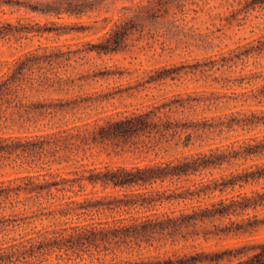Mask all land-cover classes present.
<instances>
[{"label":"trees","instance_id":"trees-1","mask_svg":"<svg viewBox=\"0 0 264 264\" xmlns=\"http://www.w3.org/2000/svg\"><path fill=\"white\" fill-rule=\"evenodd\" d=\"M108 2L50 0L41 6H20L58 18H82L100 5L108 8ZM141 2L118 9L112 25L106 18L100 27L106 31L98 43L85 41L82 48L44 55L29 51L0 61V126L25 129L43 120L86 116L77 118L80 125L51 133L0 134V165L27 171L0 179V264H46L52 258L65 264H264V240L251 239L243 247L222 246L217 251L200 247L184 257L157 254L133 260L122 256L164 241L183 248L210 241L218 244L253 236L264 227V218L249 213L264 209V69L246 71L251 59L264 56V34L206 57L190 71L184 65L154 68L143 83L162 84L178 79L182 72H199L209 90L180 92L142 108L96 114L93 121L88 120L93 118L88 112L116 98L117 93L59 98L50 103L31 100L35 94L69 92L83 86L59 77L53 71L56 66H71V61L78 63L93 52L113 55L124 51L126 40L138 30L136 20L145 9ZM246 4L264 8V0H247ZM85 24L76 22L66 32L91 33L93 28ZM15 34L11 25L0 22V40ZM115 76L123 78L125 73L108 71L78 80ZM106 144L155 158L145 164L54 170L55 166L73 165L81 154ZM173 149L182 151L158 159ZM247 187L253 189L242 191ZM171 206L176 208L160 211ZM45 220L59 223L37 229L36 222Z\"/></svg>","mask_w":264,"mask_h":264},{"label":"rangeland","instance_id":"rangeland-1","mask_svg":"<svg viewBox=\"0 0 264 264\" xmlns=\"http://www.w3.org/2000/svg\"><path fill=\"white\" fill-rule=\"evenodd\" d=\"M50 0H0V22L11 25L16 34L0 40V61L13 60L27 52L35 55L67 52L82 48L85 41L98 43V37L106 30H100L109 19L118 17V9L133 6V3L141 0H107L109 7L100 5L95 12H89L82 18L63 15H45L40 12L27 10L20 5H39ZM115 1V4L113 3ZM144 12L136 20L137 29L126 40V49L113 55H98L93 52L78 63L71 61V66L60 65L53 69L59 77L75 80L77 85L69 92L49 91L44 94H35L33 102H56L59 98H72L74 96H95V94L117 93L116 98L101 104L99 108L89 111L93 118L96 114L105 116L117 111L133 110L142 108L152 101L161 100L164 96H172L176 93H190L194 91L209 90L199 72L180 74L178 79H167L162 84L143 85L148 77L147 73L162 66L181 67L190 71L191 67L206 57L236 48L264 34V8L254 9L247 7V0H142ZM83 21L85 26L92 27L91 33H67L74 23ZM78 28L80 26H77ZM65 31V32H63ZM58 46L60 49H55ZM242 66L235 69L239 73ZM264 69V56L251 59L246 71ZM6 70V68H5ZM46 71V70H44ZM114 71L125 73L123 78L101 79L95 78L88 81H80L82 77H93L94 74ZM48 75L53 76L49 71ZM217 88L221 86L215 85ZM222 110H219L221 112ZM78 117L67 115L65 118L53 122L43 120L38 124H27L26 128L19 126H0V134H46L62 128L82 124ZM61 118V117H60ZM87 119V118H85ZM214 143H218L214 142ZM181 149H173L169 155L162 153L158 159H167L171 155L179 154ZM154 154H140L131 149L124 152L122 148L112 144L98 145L86 155L81 154L75 164L55 166L54 170L61 168L73 170L81 165H104V164H145L154 159ZM27 171L21 167H3L0 165V179L13 178ZM253 187H247L242 191H250ZM91 188L88 189V192ZM180 207V206H178ZM175 209L176 206L160 208V211ZM250 216L257 214L260 219L264 218V209L250 211ZM247 217V216H245ZM238 219H242L239 217ZM66 220V219H65ZM68 220V219H67ZM36 222L37 229L49 226L59 220ZM70 221V220H68ZM227 222V221H226ZM19 231L18 233H22ZM17 233H13V235ZM260 242L264 240V227H261L253 236L229 238L216 243V241L203 242L196 248H183L182 245H171V241L155 243L154 247L143 250L141 253L123 254L127 259H138L140 256H155L162 258L184 257L200 251L204 247L206 251L221 250L243 247L247 240ZM161 244V246H160ZM165 244V245H164ZM176 254V256H174ZM223 262L221 264H235ZM46 264H65L52 258Z\"/></svg>","mask_w":264,"mask_h":264}]
</instances>
